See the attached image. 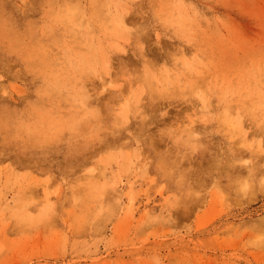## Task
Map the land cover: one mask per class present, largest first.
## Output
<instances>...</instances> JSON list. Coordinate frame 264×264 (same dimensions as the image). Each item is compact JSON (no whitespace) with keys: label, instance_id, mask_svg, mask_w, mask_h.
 <instances>
[{"label":"rangeland","instance_id":"374dc122","mask_svg":"<svg viewBox=\"0 0 264 264\" xmlns=\"http://www.w3.org/2000/svg\"><path fill=\"white\" fill-rule=\"evenodd\" d=\"M0 264H264V0H0Z\"/></svg>","mask_w":264,"mask_h":264}]
</instances>
